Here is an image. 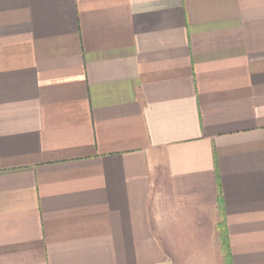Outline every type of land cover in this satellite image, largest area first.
Listing matches in <instances>:
<instances>
[{
	"label": "crops",
	"instance_id": "crops-1",
	"mask_svg": "<svg viewBox=\"0 0 264 264\" xmlns=\"http://www.w3.org/2000/svg\"><path fill=\"white\" fill-rule=\"evenodd\" d=\"M0 264H264V0H0Z\"/></svg>",
	"mask_w": 264,
	"mask_h": 264
}]
</instances>
